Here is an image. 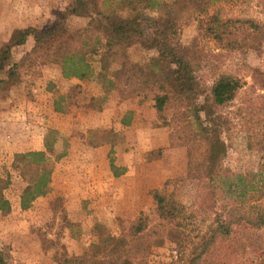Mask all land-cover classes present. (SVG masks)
I'll return each mask as SVG.
<instances>
[{
  "label": "trees",
  "instance_id": "1",
  "mask_svg": "<svg viewBox=\"0 0 264 264\" xmlns=\"http://www.w3.org/2000/svg\"><path fill=\"white\" fill-rule=\"evenodd\" d=\"M69 1L55 26L16 28L2 44L0 93H8L23 81L27 58L23 63L16 62L13 53L32 38L34 47L30 56H37L45 64H57L64 78L97 82V96L92 95L88 103L79 104L101 110L111 96L122 101L134 98L137 107L147 108L155 120L169 124L170 146L186 147L189 164L205 167L206 173L199 180L201 190L190 206L178 204L171 194L158 188L152 189L150 193L156 202L153 214L117 218L120 228L117 236L105 233L103 225L97 226L99 239L92 244V254H65L62 264H223L221 260L232 257L248 261V253H257L264 264V238L254 231L264 229V93L254 96L252 92L240 97L246 80L226 72L206 86L196 74L194 56L178 40L184 26L195 24L198 32L219 44L260 50L264 23L253 18L222 17L219 5L235 0H173L170 15L150 17L145 26V11L158 9L165 0ZM72 16L89 21L70 36L67 21ZM241 24L248 25L245 35L239 39L232 37L235 34L232 28ZM146 27L151 33L146 32ZM132 45L154 55L124 62ZM97 61L101 63L100 71L96 69ZM121 62H124L123 76L120 81L113 80L109 76L110 67ZM251 70L254 85L264 90V71ZM82 86L74 84L70 92L61 95L55 102V110L65 111L62 102L76 103L72 94L78 93ZM238 98L240 104L232 113L242 119L247 132L260 138L258 169L246 173L223 167L229 153L225 138L229 121L222 109L231 107ZM135 113L133 108L123 112L119 119L122 128L132 124ZM123 131L101 129L98 134L89 135L86 143L91 147L116 144L125 140ZM62 139L60 131L50 128L44 136L45 149L15 153L14 162L25 181L19 198L21 209L31 208L38 197L51 191L55 163L68 155L67 146L57 152ZM161 150H151L149 154L160 155ZM110 154L115 168L114 152ZM4 182L0 185V211L8 215L13 206L4 188L10 179ZM66 222L70 228L75 226L70 219ZM232 237L235 242L227 244L224 258L219 260L221 257L217 256L213 260L217 245L231 241ZM167 243L173 244L175 252L171 261L153 260L155 249ZM0 264H8L1 250Z\"/></svg>",
  "mask_w": 264,
  "mask_h": 264
},
{
  "label": "rangeland",
  "instance_id": "2",
  "mask_svg": "<svg viewBox=\"0 0 264 264\" xmlns=\"http://www.w3.org/2000/svg\"><path fill=\"white\" fill-rule=\"evenodd\" d=\"M264 0H235L233 3H221L220 14L222 17H241V18H253L260 23H264ZM162 15H170L173 10V0H165L164 4L158 9L148 8L145 11L146 20L143 22L144 26L149 22L150 17L156 16L152 11ZM2 18L9 17L10 13L1 9L0 11ZM155 14V15H154ZM3 25V24H2ZM83 20H73L69 22L67 34L72 36L74 33H78L76 30L84 28ZM44 26V25H43ZM248 25L241 24L240 27L232 28V37L241 38L245 35V29ZM10 26L8 25V28ZM81 27V28H80ZM5 29L2 27V32ZM76 31V32H75ZM146 32L151 33L146 27ZM3 37V35H1ZM179 42L184 48L190 51L191 55L194 56V67L196 68V74L199 76L201 81L206 85L210 86L213 80L221 73H232L244 77L246 85L243 87L240 97L248 94L261 95L264 90L260 89L258 85H254L253 72L251 68H259L264 71V42L260 50L255 49H241L235 46L227 47L209 37H204L200 32L197 31L195 24L186 25L178 37ZM4 42L0 41V47ZM34 42L30 41L26 46L16 48L13 57L14 61L22 62L26 57V67L23 73V81L16 86H13L8 93H0V101H4L10 97L20 95L25 99L33 100L35 95H38V88L35 82L36 76L45 74L47 72V66L52 67V63H43L37 56H30V52L33 50ZM132 52H139L138 49L132 50ZM130 53V52H129ZM30 57H29V56ZM125 61H133L131 54L124 57ZM123 62V63H124ZM116 63L110 67V69H118V73L124 72V65ZM25 64V63H24ZM45 66V67H44ZM57 69V67H55ZM45 69V70H43ZM114 71V70H113ZM32 72V74H31ZM110 72V71H109ZM55 73V72H54ZM122 77V75H121ZM120 77V78H121ZM54 84L57 92L55 93V100L57 101L63 93L71 91L73 85L64 84L63 82H47L48 88ZM98 88L94 87L93 84L89 85L85 83L82 89L78 93L72 94L73 99L76 103L62 102V106L65 108L66 113L63 111H46L45 117L47 120L52 122L48 129L53 128L60 131V137L62 141L58 143L57 152L63 151L67 146L68 153L71 148H81L87 143V137L89 135H96L104 127H96L95 124H103V121L112 120L111 127L117 130L124 129L120 126L119 119L123 116V112L128 107L136 106L134 98L122 101L118 96H111L106 104L103 106L105 110L100 112L91 113V110L82 106L79 103H88L93 93H97ZM114 95V94H113ZM241 99V98H240ZM239 98L235 100L231 107L223 108L225 112L224 117H227L229 132H227L225 138L229 145V153L223 162V167L226 170L232 172H243L256 171L259 165V135L253 132H247L243 125V121L240 117L236 116L232 111H236V108L240 104ZM55 101V102H56ZM124 104V108H120L121 103ZM101 104H103L101 102ZM3 109V114L9 115L10 110L0 104ZM145 107V106H144ZM51 108V106H50ZM49 106L46 107V110ZM120 109H123L120 111ZM64 111V112H65ZM0 112V120H1ZM138 115L145 116L149 120L153 119L152 122L155 127L162 131H167L170 134V126L167 122L155 120L147 108H142L138 112ZM103 115V116H101ZM39 117V116H38ZM35 120V121H34ZM30 124H36L39 127L43 126L42 121L33 119ZM110 124V122H109ZM53 125H59L61 128H56ZM3 123H0V185L8 178L10 179L9 185L4 188L5 196L11 201L13 208L16 211L12 215H3L0 211V250L4 253L8 264H62L65 254L83 256L85 254L91 255L92 244L97 242L99 239V233H97V226L103 225L105 227L104 232H111L113 235L120 234V228L118 226L117 219H110L107 221H101L95 216L89 209H82L77 207V203L74 202L75 197L79 196L77 190L79 188V171L72 172L71 168L85 169V165L78 163L73 159H66L67 155L58 162H63L70 166L66 170L61 171V175L56 176L55 185L50 191L51 198L49 200H42L41 202L32 204L30 209L23 210L20 207L19 198L25 181L21 176V170L18 165L14 162L15 151L11 147V139L8 136V127H4ZM8 126V125H7ZM29 124L27 125V127ZM126 129V128H125ZM48 131V130H47ZM46 131V132H47ZM123 131V130H122ZM128 131L127 129L123 132ZM23 136L22 138H24ZM20 138V139H22ZM139 139H137L138 142ZM143 140V139H142ZM66 147V148H67ZM135 147H132L134 154L130 158L133 166H137L140 181H145L147 170L146 164L152 163L151 161L156 160L154 166L150 169L151 172L156 174L158 170H164L165 180L161 183L162 187L158 188L171 194L172 197L177 201L178 204L188 207L190 206L197 197V192L201 189L199 186V180L201 176L206 173V168L198 165L189 164L188 150L186 147H180L178 150L173 151V146L170 148L162 149L160 155L158 153L149 154L147 152L135 151ZM177 148V147H175ZM45 149V148H44ZM155 150V149H154ZM167 150V151H165ZM128 151V148L125 152ZM132 151V152H133ZM181 151H184V158ZM56 152V153H57ZM138 154V155H137ZM55 155V154H53ZM52 155V156H53ZM81 156V155H77ZM54 157V156H53ZM160 158L162 162L159 163L157 160ZM76 159V158H75ZM54 160V158H53ZM68 160V162H66ZM57 162V163H58ZM55 163V166L56 164ZM84 173L87 170L83 171ZM167 175V178L165 177ZM144 175V176H143ZM156 179L157 176H156ZM3 184V185H4ZM147 191L146 209L141 213L153 214L156 209V202L153 199V195ZM78 199V198H77ZM140 213V214H141ZM74 221V227H68L66 220ZM257 236L264 238V229L254 230ZM231 242L234 244L235 238L232 237L231 241L220 242L212 256V259H223V253H225L227 244ZM173 244L167 243L166 246L156 248L153 256V260L157 261H171L172 255L175 252L172 251ZM248 261L246 259H235L229 258L228 260H221L223 264H262L261 257L257 253H248ZM211 259V260H212Z\"/></svg>",
  "mask_w": 264,
  "mask_h": 264
},
{
  "label": "crops",
  "instance_id": "3",
  "mask_svg": "<svg viewBox=\"0 0 264 264\" xmlns=\"http://www.w3.org/2000/svg\"><path fill=\"white\" fill-rule=\"evenodd\" d=\"M69 2V0H0V11L3 9L10 13L9 17L4 18H2L0 13V41L6 42L16 28L34 26L47 29L55 26L63 16V12ZM152 11L156 15L158 14L156 13L157 11ZM77 19L83 20L84 25L81 27L87 26L89 19L79 16L70 17L67 21L68 25L69 22ZM8 25L10 26L9 28ZM2 27L5 29L4 32H2ZM1 35H3V37ZM30 41L33 42V39L31 38L29 42ZM134 49H138L139 52H132ZM129 52L133 61L141 60L152 54L154 55V52L150 53L137 45L130 46ZM95 65L97 70L100 71L102 69L99 61H97ZM55 67H57V69ZM116 68L119 69L120 67L117 66ZM118 69H110L109 76L113 80L116 79L120 81V77L121 75L123 76V74L118 73ZM39 75H42L41 78H39L40 76H36L37 80L35 82L39 85L37 86L39 94L35 95L33 100L15 95L4 101H0L1 105H6L5 108L10 110V114L5 115V113L3 114V109L0 107V112H2L0 123H3L5 125L4 127H8L7 132H9L8 136L11 139V147L16 153L44 149V136L48 127L52 124V122L47 120L44 114L46 111H56L55 93L57 92L56 87H58L52 84L51 88H48V85H46L47 82L58 83L61 81L69 85L77 83L84 85L87 83L89 85L93 84L96 88L99 87L94 80L79 81L76 78H64L60 67L53 63L52 67L47 66V72L44 75ZM14 91L13 88L12 93H14ZM93 95L97 96V93H93ZM58 96H61V94ZM124 104V102L121 103L119 107L124 108ZM48 106L49 109L46 110ZM130 108L135 109L136 113L132 124L125 127L128 131L124 132V141L116 144H103L98 147H91L87 144L81 148L74 147L71 148V150L69 149V153L66 156V159H72V161L74 159L77 162L79 161L78 163L85 165V169L82 167L81 169L75 167L71 168L72 172L79 171V177L76 179V181L78 180L79 182V188L77 190L79 196H77L78 199L76 197L74 199V202L77 203L76 208H80L79 210L89 209V212L92 211L95 213V216L101 219V221L117 219L119 217L127 219L138 217L140 213L146 209L145 201L148 195L147 191L149 192V190L162 187L163 184L161 185V183L165 180L164 170L160 171L157 169L156 174L150 171L154 166L153 163L156 161L153 160L154 162L151 161L152 163L146 164L148 171L144 173V175H146L145 181H140L137 176V166H133L129 157H132L134 154L132 150L133 146H136L135 151L140 150L139 152H147L164 147L170 148L169 132L165 130L160 134V129L155 127L153 124L154 121L152 122L153 119L149 120L145 116L140 117L137 112L142 109L141 107L130 106L127 109ZM122 110L123 109H120V111ZM100 111L101 110H91V113ZM63 113H66V111H63ZM33 119L41 120L43 126L40 124L38 127L36 124H30L34 123L35 120L31 122ZM102 123L103 124L96 123L95 126L104 128L108 126L111 127L112 120H107V122L103 121ZM28 124L29 126L27 127ZM53 126L61 128L59 125ZM125 128L124 130H126ZM23 136L25 137L22 138ZM137 139H139L138 142ZM127 148L128 151L125 152ZM179 148L180 147L173 148V151ZM111 151L114 152L115 168L111 165ZM181 153L183 155V160L184 158L186 160L184 151H181ZM162 159L163 158H160L157 161L161 163ZM66 162H68V160H66ZM69 166L70 163L66 164L64 161L56 164L53 172L51 190L55 185L56 176L59 177L61 171L63 169L66 170ZM84 170H87V172L84 173ZM156 176L158 179H156ZM165 177L167 178L166 174ZM50 194L49 192L45 196L38 197L33 204L36 205L45 198L49 200L52 196ZM15 211L16 208H13L9 215H12Z\"/></svg>",
  "mask_w": 264,
  "mask_h": 264
}]
</instances>
